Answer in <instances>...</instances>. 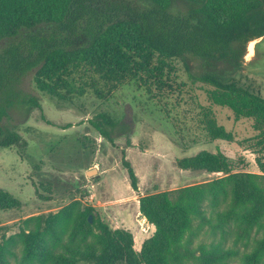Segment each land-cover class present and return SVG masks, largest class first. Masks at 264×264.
I'll use <instances>...</instances> for the list:
<instances>
[{
	"label": "trees",
	"instance_id": "16d2710c",
	"mask_svg": "<svg viewBox=\"0 0 264 264\" xmlns=\"http://www.w3.org/2000/svg\"><path fill=\"white\" fill-rule=\"evenodd\" d=\"M262 36L264 0H0V147L27 145L4 120L14 109L29 117L41 107L38 97L23 87L32 71L35 87L63 109L75 107L87 94L107 100L133 82L154 93L172 89L181 60L191 77L210 86L211 104L228 107L237 120H252L256 133L242 144L257 155L261 171L233 169L209 152L185 157L179 160L184 169L226 176L142 196L141 211L155 231L139 251L130 230L113 229L94 206L76 202L39 216L46 221L44 228L25 230L24 262L36 257L41 264H171L173 248L200 219L223 234L211 248H202L203 260L217 262L236 254L241 264H264V233L253 236L254 230L264 229V96L231 73L249 42ZM194 62L203 70L199 75L191 73ZM97 116L101 121L93 123L109 140L113 133H126L122 118L107 112ZM200 123L211 141H234L211 106L202 107ZM124 164L137 189L135 170L127 160ZM223 200L226 208L220 207ZM19 205L14 194L0 190V209ZM233 233L245 248L223 245L226 234ZM91 236L96 239L89 240ZM18 256L10 238H0V264H21Z\"/></svg>",
	"mask_w": 264,
	"mask_h": 264
},
{
	"label": "rangeland",
	"instance_id": "374dc122",
	"mask_svg": "<svg viewBox=\"0 0 264 264\" xmlns=\"http://www.w3.org/2000/svg\"><path fill=\"white\" fill-rule=\"evenodd\" d=\"M194 64L191 73L199 75L203 70L197 62ZM177 67L172 89L154 93L133 82L107 100L87 94L75 107L63 109L35 87V71L24 78L23 87L38 97L41 107H35L29 117L12 110L4 123L16 127L27 145L0 147V190L9 191L20 201L18 207L0 209V238H10L19 253L18 263L41 264L36 257L25 262L22 258L25 230L44 228L46 221L39 216L59 213L76 202L80 207L94 206L113 229L130 230L139 251L155 231L141 211L142 196L226 176L221 171L184 169L179 160L185 157L209 152L233 169L261 173L257 155L242 144L256 133L252 120H237L228 107L211 104L206 92L210 86L191 77L183 61L179 60ZM231 73L241 84L264 96V36L249 42L240 66ZM181 83L184 85L179 86ZM203 106H211L218 123L233 133L234 141L210 140L200 123ZM101 112L122 118L126 133L118 137L113 133L112 141L103 136L93 123L101 121L97 116ZM124 160L137 174V189L131 185ZM93 167L97 173L87 174ZM221 202L220 207L226 208L227 201ZM205 205L209 209V201ZM72 218L73 213L69 223ZM255 232L253 236L261 237L264 229ZM222 236L208 221L196 219L183 242L173 248L169 262L241 264L236 254H227L217 262L203 260L202 248H211L214 238ZM64 239L68 240L66 235ZM95 239L91 236L89 240ZM52 240L49 237L50 245ZM223 245L245 248L244 240L235 242L234 233L226 234ZM58 249H62L60 244ZM11 260L16 262L15 258Z\"/></svg>",
	"mask_w": 264,
	"mask_h": 264
},
{
	"label": "water",
	"instance_id": "95a60500",
	"mask_svg": "<svg viewBox=\"0 0 264 264\" xmlns=\"http://www.w3.org/2000/svg\"><path fill=\"white\" fill-rule=\"evenodd\" d=\"M255 40H257V39H255ZM96 173H97V168H95V167H93V168H91V169H89V170L87 171V174H90V175H93V174H96ZM89 221H90V222L93 221V215H92V214L89 215Z\"/></svg>",
	"mask_w": 264,
	"mask_h": 264
},
{
	"label": "crops",
	"instance_id": "0c3cea01",
	"mask_svg": "<svg viewBox=\"0 0 264 264\" xmlns=\"http://www.w3.org/2000/svg\"><path fill=\"white\" fill-rule=\"evenodd\" d=\"M150 224H151V223H150ZM137 232H138V233H140V231H139V230H137Z\"/></svg>",
	"mask_w": 264,
	"mask_h": 264
}]
</instances>
